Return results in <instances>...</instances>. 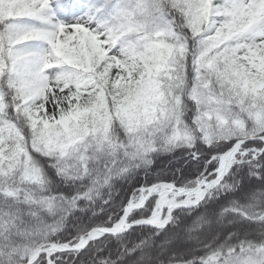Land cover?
<instances>
[{
    "label": "snow or ice",
    "instance_id": "6c2138e0",
    "mask_svg": "<svg viewBox=\"0 0 264 264\" xmlns=\"http://www.w3.org/2000/svg\"><path fill=\"white\" fill-rule=\"evenodd\" d=\"M0 264H264V0H0Z\"/></svg>",
    "mask_w": 264,
    "mask_h": 264
},
{
    "label": "trees",
    "instance_id": "16d2710c",
    "mask_svg": "<svg viewBox=\"0 0 264 264\" xmlns=\"http://www.w3.org/2000/svg\"><path fill=\"white\" fill-rule=\"evenodd\" d=\"M164 163H166V161H161L159 162V165L162 167Z\"/></svg>",
    "mask_w": 264,
    "mask_h": 264
}]
</instances>
